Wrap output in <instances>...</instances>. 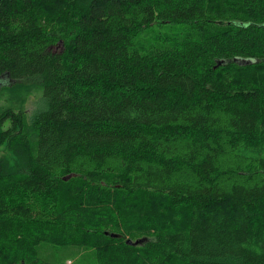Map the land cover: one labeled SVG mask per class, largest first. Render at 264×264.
<instances>
[{
	"label": "trees",
	"instance_id": "1",
	"mask_svg": "<svg viewBox=\"0 0 264 264\" xmlns=\"http://www.w3.org/2000/svg\"><path fill=\"white\" fill-rule=\"evenodd\" d=\"M6 143L0 264H264V0H0Z\"/></svg>",
	"mask_w": 264,
	"mask_h": 264
},
{
	"label": "rangeland",
	"instance_id": "2",
	"mask_svg": "<svg viewBox=\"0 0 264 264\" xmlns=\"http://www.w3.org/2000/svg\"><path fill=\"white\" fill-rule=\"evenodd\" d=\"M173 31H175L174 27L159 28V32H161L160 36L167 34L166 32L173 33ZM156 33L158 34V31H156ZM60 49L61 47H58L56 48V51L59 52ZM20 83L34 86L40 85V82L37 79L26 80L25 82ZM46 107V102L40 93L31 96L26 105V112L29 119L31 120L35 118L41 111L46 109ZM2 160H8L11 164L15 161L7 143L0 146V161ZM39 254L44 260L52 264H97L95 257H93L90 251L81 250L76 247H65L58 250L51 245H43L39 249Z\"/></svg>",
	"mask_w": 264,
	"mask_h": 264
}]
</instances>
